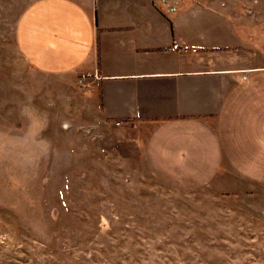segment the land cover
Here are the masks:
<instances>
[{
    "label": "rangeland",
    "instance_id": "rangeland-1",
    "mask_svg": "<svg viewBox=\"0 0 264 264\" xmlns=\"http://www.w3.org/2000/svg\"><path fill=\"white\" fill-rule=\"evenodd\" d=\"M29 1L0 0V264H264V67L230 74L214 123L117 126L20 54ZM153 2L193 54L264 66V0Z\"/></svg>",
    "mask_w": 264,
    "mask_h": 264
},
{
    "label": "crops",
    "instance_id": "crops-1",
    "mask_svg": "<svg viewBox=\"0 0 264 264\" xmlns=\"http://www.w3.org/2000/svg\"><path fill=\"white\" fill-rule=\"evenodd\" d=\"M182 14L153 0H31L15 42L35 70L85 76L92 90L84 99L102 120L120 119L142 133L161 118L214 123L230 74L264 66L220 65L206 53L166 50L170 43L192 45Z\"/></svg>",
    "mask_w": 264,
    "mask_h": 264
},
{
    "label": "built area",
    "instance_id": "built-area-1",
    "mask_svg": "<svg viewBox=\"0 0 264 264\" xmlns=\"http://www.w3.org/2000/svg\"><path fill=\"white\" fill-rule=\"evenodd\" d=\"M166 50H175L177 52H183V51H188V52H195L196 47L186 44L184 42H179V43H170L165 47ZM94 78H97L96 75H93ZM74 84L77 89L81 90L84 93H88L92 90V86L90 85V82L86 80L85 76L78 75L75 77ZM113 124L119 126L121 124H127L126 122H123L120 119H113Z\"/></svg>",
    "mask_w": 264,
    "mask_h": 264
},
{
    "label": "trees",
    "instance_id": "trees-1",
    "mask_svg": "<svg viewBox=\"0 0 264 264\" xmlns=\"http://www.w3.org/2000/svg\"><path fill=\"white\" fill-rule=\"evenodd\" d=\"M17 192V191H16Z\"/></svg>",
    "mask_w": 264,
    "mask_h": 264
}]
</instances>
